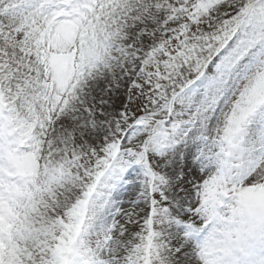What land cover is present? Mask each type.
<instances>
[{"label": "snow or ice", "instance_id": "6c2138e0", "mask_svg": "<svg viewBox=\"0 0 264 264\" xmlns=\"http://www.w3.org/2000/svg\"><path fill=\"white\" fill-rule=\"evenodd\" d=\"M0 264H264V0H0Z\"/></svg>", "mask_w": 264, "mask_h": 264}]
</instances>
